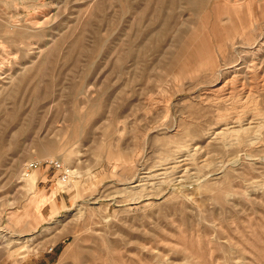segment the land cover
Wrapping results in <instances>:
<instances>
[{
    "label": "rangeland",
    "instance_id": "obj_1",
    "mask_svg": "<svg viewBox=\"0 0 264 264\" xmlns=\"http://www.w3.org/2000/svg\"><path fill=\"white\" fill-rule=\"evenodd\" d=\"M198 1L0 0V264H264V0Z\"/></svg>",
    "mask_w": 264,
    "mask_h": 264
},
{
    "label": "built area",
    "instance_id": "obj_2",
    "mask_svg": "<svg viewBox=\"0 0 264 264\" xmlns=\"http://www.w3.org/2000/svg\"><path fill=\"white\" fill-rule=\"evenodd\" d=\"M41 167H45L47 170H51L54 173V176L59 185L66 184L73 176V173L71 169H69V167H67L62 161L52 158L45 159L43 161H33L27 163L24 166L23 174L29 173L30 171Z\"/></svg>",
    "mask_w": 264,
    "mask_h": 264
},
{
    "label": "bare ground",
    "instance_id": "obj_3",
    "mask_svg": "<svg viewBox=\"0 0 264 264\" xmlns=\"http://www.w3.org/2000/svg\"><path fill=\"white\" fill-rule=\"evenodd\" d=\"M198 2H199V4H202V3L204 2V0H200V1H198ZM230 121H232V120H230ZM236 121H237V120H236ZM236 121H235V122H236ZM227 123H228V122H227ZM227 123H226V124H227ZM230 123H231V122H230ZM232 124L234 125L235 123L232 122L231 125H232ZM236 124H237V123H236ZM231 125H230V124H229V125H226V126H227L226 129H227V128H230ZM240 127H241V126H240ZM226 129L223 130L225 133L230 132L229 129H227V130H226ZM226 131H227V132H226ZM220 133H221V132H220ZM217 134H218V133H217ZM221 134L224 135V133H221ZM51 146H56V144H55V143H51ZM72 173H73V171H72ZM69 181H70V180H69ZM69 181H68L67 183H69ZM67 183L64 184V185L61 184L60 186H61V187H66V186H67Z\"/></svg>",
    "mask_w": 264,
    "mask_h": 264
}]
</instances>
